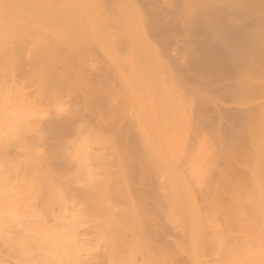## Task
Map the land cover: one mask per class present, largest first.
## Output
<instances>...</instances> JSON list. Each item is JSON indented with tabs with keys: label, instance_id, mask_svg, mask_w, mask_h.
<instances>
[{
	"label": "bare ground",
	"instance_id": "6f19581e",
	"mask_svg": "<svg viewBox=\"0 0 264 264\" xmlns=\"http://www.w3.org/2000/svg\"><path fill=\"white\" fill-rule=\"evenodd\" d=\"M0 264H264V0H0Z\"/></svg>",
	"mask_w": 264,
	"mask_h": 264
}]
</instances>
